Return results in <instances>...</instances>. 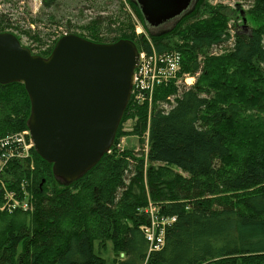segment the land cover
Instances as JSON below:
<instances>
[{
  "label": "trees",
  "instance_id": "16d2710c",
  "mask_svg": "<svg viewBox=\"0 0 264 264\" xmlns=\"http://www.w3.org/2000/svg\"><path fill=\"white\" fill-rule=\"evenodd\" d=\"M60 1L42 0L43 9L57 10ZM76 2L80 19L66 20L69 33L99 43L130 39L150 51L129 7L158 53H182L180 77L199 75L192 86L177 79L157 87L147 158L144 150L115 147L71 184L59 181L34 147L32 162L11 161L0 196L22 193L24 183L34 209L0 211V264H105L95 242L102 249L108 240L113 264H264V0L241 15L200 0L194 15L156 34L136 0ZM44 14L24 26L0 10V32L30 37L37 43L32 52L47 57L64 33L43 49L50 33L41 23H63ZM30 114L25 85L0 83V136L28 129ZM128 120L132 130L125 129ZM147 120L148 106L130 100L113 146L141 133ZM148 195L176 217L164 246L150 253L141 228L148 220L138 213Z\"/></svg>",
  "mask_w": 264,
  "mask_h": 264
},
{
  "label": "water",
  "instance_id": "95a60500",
  "mask_svg": "<svg viewBox=\"0 0 264 264\" xmlns=\"http://www.w3.org/2000/svg\"><path fill=\"white\" fill-rule=\"evenodd\" d=\"M136 2L147 24L157 26L187 9L191 0ZM138 54L130 39L99 43L69 33L45 57L15 33L0 32V83L25 85L34 148L59 181L78 180L114 145L131 99Z\"/></svg>",
  "mask_w": 264,
  "mask_h": 264
},
{
  "label": "built area",
  "instance_id": "2783aa9c",
  "mask_svg": "<svg viewBox=\"0 0 264 264\" xmlns=\"http://www.w3.org/2000/svg\"><path fill=\"white\" fill-rule=\"evenodd\" d=\"M128 9L131 12L137 35L142 36L151 49L150 51L142 48L139 49L138 63L134 70L131 100L134 105L147 104V101L150 104L152 103V111L154 93L157 87L164 84L167 85L176 78H178L177 81L179 83L184 81L187 86H192L195 83V75H186L185 78L180 77L182 53L178 50L158 53L152 38L145 32L138 16L129 7ZM65 34H69V32L64 31ZM172 99L173 97H169V100ZM151 111L148 114V131L144 148L146 158L149 150V122ZM33 147L34 144L29 129L0 136V183L3 187L5 186L3 176L7 172L10 162L24 159H29L32 162ZM115 147L124 150V146L120 141L115 146H112L107 153H113ZM138 151L136 150V152ZM21 191L22 193H16L15 191L6 190L0 196V211L8 213L33 211V195L26 190L24 183H22ZM138 213L144 214L148 220L145 224L141 225V228L145 232L150 244L149 253L152 250L161 249L165 244L166 230L175 221L176 217L162 213L160 206L152 201L150 195H148L147 204L138 208ZM143 264H148L147 260Z\"/></svg>",
  "mask_w": 264,
  "mask_h": 264
},
{
  "label": "rangeland",
  "instance_id": "374dc122",
  "mask_svg": "<svg viewBox=\"0 0 264 264\" xmlns=\"http://www.w3.org/2000/svg\"><path fill=\"white\" fill-rule=\"evenodd\" d=\"M11 1L13 2H5L3 0H0V10L11 13L12 20L18 21L21 25L26 26L29 23L31 16L35 17L38 14H41L44 12L46 13L44 14V16L46 17L50 12H53L54 15L57 17V20H60L63 22L62 25L60 24V26L56 23L49 22L48 20L41 23V28L43 32L46 34L50 33L48 34L47 40L46 42H44V45L41 46L43 49H46L51 44V42L55 38H57V36L63 34L64 31L67 30V26H66L67 19L71 17L73 19V23L78 22L80 19L79 14H80V8L82 7V5L77 4L76 0H61L60 5L56 6L58 8L57 10L49 9L47 11L46 9H43L42 0H18L16 4H15L16 0L15 1L11 0ZM100 1H103V0H100ZM197 1L199 2L200 0H197ZM197 1L192 6L191 11H194L196 9L197 4H198ZM252 2L253 0H209L208 3L211 4L212 6H222L227 11L230 10L231 11L230 13H234L235 15L237 14L241 15V13L242 14L246 13L248 8L252 5ZM87 11L88 10H86V12L84 13H87ZM63 17H64V20L61 19ZM177 22L178 21H175L169 25L165 24L163 25L164 27L162 29L161 28L159 29V31L153 30V29L151 30L150 28L149 30L151 31L152 34L166 32L167 30L172 28V26ZM237 22H240V20ZM33 28H35V26H33ZM73 29H76V28H73ZM144 30L151 37L150 32L147 31L146 29ZM15 31L16 33H19L18 30H15ZM21 41L23 42L24 45L28 47L32 46L35 48V46L37 45V43L33 39H31L30 37L26 35H21ZM186 75H190V74L184 73L182 77L185 78ZM198 75L199 74L195 76V82H196ZM190 76H193V75H190ZM177 79L178 78H176L174 81H176ZM154 97H155V93H154ZM153 102H154V98H153ZM173 102H174V97L172 100L162 103L161 106L165 107L166 109H169L171 107V103ZM145 105L148 106V114H149V111H151L152 103L150 104L147 101V104ZM128 122L129 120L125 124V129L132 130L133 124L132 123L130 124V122L129 123ZM147 131H148V120H147L146 129H144L141 133L133 134V135L127 134V136L121 138V142L124 148L126 146V148H132L133 150H144L145 145H146V139H147ZM95 251L97 254H100L102 257H104V259L106 260L105 264H113L115 252H114V247H113V243L111 240H108L106 243V248H102V249L99 248V242H95Z\"/></svg>",
  "mask_w": 264,
  "mask_h": 264
},
{
  "label": "flooded vegetation",
  "instance_id": "af4514ba",
  "mask_svg": "<svg viewBox=\"0 0 264 264\" xmlns=\"http://www.w3.org/2000/svg\"><path fill=\"white\" fill-rule=\"evenodd\" d=\"M197 0H191L190 5L188 6L187 9L182 11L179 15H176L175 17L169 18L167 20H164L162 23H160L157 26H151L148 24V27L152 30H158L163 28V25H169L175 21H182L186 17H190L196 13V9L194 11H191L192 6L196 3ZM198 2V1H197ZM191 11V12H190ZM242 14V13H241Z\"/></svg>",
  "mask_w": 264,
  "mask_h": 264
},
{
  "label": "bare ground",
  "instance_id": "6f19581e",
  "mask_svg": "<svg viewBox=\"0 0 264 264\" xmlns=\"http://www.w3.org/2000/svg\"><path fill=\"white\" fill-rule=\"evenodd\" d=\"M156 204V203H155ZM167 231V230H166ZM146 236V235H145Z\"/></svg>",
  "mask_w": 264,
  "mask_h": 264
}]
</instances>
